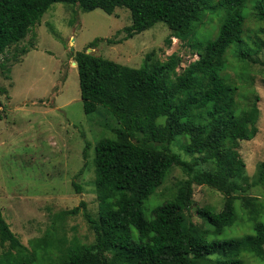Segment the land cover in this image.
Instances as JSON below:
<instances>
[{
  "label": "trees",
  "instance_id": "1",
  "mask_svg": "<svg viewBox=\"0 0 264 264\" xmlns=\"http://www.w3.org/2000/svg\"><path fill=\"white\" fill-rule=\"evenodd\" d=\"M57 3L77 6L83 12L101 10L109 16L117 8L128 10L131 24L122 29L126 40L163 23L169 30L165 44L170 46L176 39L189 46L197 59L178 73L182 59L176 54L164 62H150V53L134 69L86 50L75 53L84 114L103 109L117 127L113 137L101 138L94 145L97 217L82 202L55 218L82 211L94 233V245L92 249L70 245L62 250L67 241L48 233L34 240L28 251L11 233L0 209V243L9 244L0 264H240L237 258L242 253L264 258V222H254L252 236L207 242L209 235L232 226L235 202L253 220L264 218V201L247 194L264 183V162L249 182L237 152L238 142L250 141L258 132L259 97L252 88L250 65L256 63L253 56L264 50V29L247 35L248 15L243 11L250 4L249 14L264 24V0H219L213 7L206 0H0V58L21 43ZM206 25L210 31L198 39ZM99 41L110 42L95 40L88 48L94 49ZM21 53L26 51L21 49ZM0 67L5 68L3 63ZM229 69L234 77L227 73ZM241 90L246 93L244 105L238 102ZM5 94L7 90L0 87V96ZM179 137L185 139L188 161L170 148ZM88 149L86 144L84 157ZM172 168L185 178L147 219L143 203L155 195ZM194 185L224 197L219 212L197 209L207 230H200L182 212L193 202ZM47 247L64 254L58 260L50 255L39 260L44 254L38 250ZM215 255L218 258H211Z\"/></svg>",
  "mask_w": 264,
  "mask_h": 264
},
{
  "label": "rangeland",
  "instance_id": "2",
  "mask_svg": "<svg viewBox=\"0 0 264 264\" xmlns=\"http://www.w3.org/2000/svg\"><path fill=\"white\" fill-rule=\"evenodd\" d=\"M219 0H206L214 6ZM250 4L243 11L247 35L264 29L249 13ZM216 23V19H213ZM131 24L130 13L117 8L113 15L101 10L83 12L77 6L53 4L30 29L26 38L9 48L0 58V87L7 94L0 96V209L11 233L23 248L30 251L31 243L51 233L55 239H65L62 250L70 245L92 249L94 233L81 213L56 219L60 211H68L85 203L93 218L97 217V201L94 187V145L101 139L113 137L117 127L115 120L103 109L85 115L79 94L78 74L73 56L77 52L89 53L117 64L138 69L146 55L152 53L150 62H164L176 54L182 59L177 68L180 73L197 59L189 46L173 39L165 44L169 30L163 23L131 39H125L122 29ZM210 31L201 28L198 39ZM94 49L88 48L95 40ZM21 49L26 51L21 53ZM250 65L252 88L259 97L257 134L250 141L238 142L237 152L245 164L249 182L257 176L260 163L264 162V50L253 56ZM8 69L9 72L6 71ZM228 74L234 77L233 71ZM245 91L238 95L240 105L246 103ZM89 145L84 157L85 146ZM185 139L179 137L171 150L185 160L190 158L183 150ZM207 169L208 164H202ZM209 169V168H208ZM185 177L178 168H172L163 185L154 196L143 203L142 211L151 218L153 208L171 198L177 183ZM79 187L80 190L77 191ZM247 194L264 201V183L253 187ZM193 202L182 211L200 230L207 225L198 216L197 209L208 207L215 212L223 208L224 197L205 186H193ZM235 221L218 235H209L207 242L239 240L254 235V222H264L263 217L254 220L234 203ZM264 247V246H263ZM9 244L0 243V256ZM46 258L58 260L64 253L47 247L38 250ZM15 253V251H13ZM213 259L218 256L211 257ZM240 264H264V258L242 253Z\"/></svg>",
  "mask_w": 264,
  "mask_h": 264
},
{
  "label": "water",
  "instance_id": "3",
  "mask_svg": "<svg viewBox=\"0 0 264 264\" xmlns=\"http://www.w3.org/2000/svg\"><path fill=\"white\" fill-rule=\"evenodd\" d=\"M89 51H90V50H87V52H86V53H89ZM75 65H76V64H75Z\"/></svg>",
  "mask_w": 264,
  "mask_h": 264
}]
</instances>
